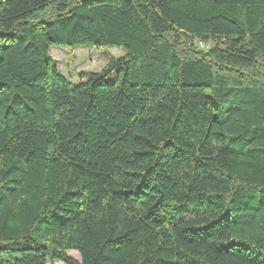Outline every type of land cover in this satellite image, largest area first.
Returning <instances> with one entry per match:
<instances>
[{
  "label": "trees",
  "instance_id": "1",
  "mask_svg": "<svg viewBox=\"0 0 264 264\" xmlns=\"http://www.w3.org/2000/svg\"><path fill=\"white\" fill-rule=\"evenodd\" d=\"M55 262L264 264V0H0V264Z\"/></svg>",
  "mask_w": 264,
  "mask_h": 264
},
{
  "label": "rangeland",
  "instance_id": "2",
  "mask_svg": "<svg viewBox=\"0 0 264 264\" xmlns=\"http://www.w3.org/2000/svg\"><path fill=\"white\" fill-rule=\"evenodd\" d=\"M49 55L60 69L61 73L72 82L82 80V76L87 73L100 72L109 62L110 58L118 59L124 56V51L118 47H69L52 46ZM116 78V73L112 74L106 83L111 84ZM84 80V79H83ZM69 257L79 261L77 253L69 251ZM54 264H63L55 262Z\"/></svg>",
  "mask_w": 264,
  "mask_h": 264
},
{
  "label": "built area",
  "instance_id": "3",
  "mask_svg": "<svg viewBox=\"0 0 264 264\" xmlns=\"http://www.w3.org/2000/svg\"><path fill=\"white\" fill-rule=\"evenodd\" d=\"M200 47L206 49V48L208 47V44L201 43V44H200Z\"/></svg>",
  "mask_w": 264,
  "mask_h": 264
}]
</instances>
